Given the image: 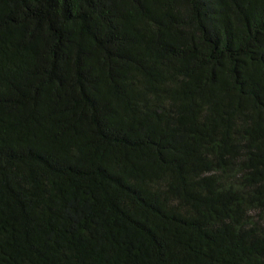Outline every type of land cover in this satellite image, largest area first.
Returning <instances> with one entry per match:
<instances>
[{"label": "trees", "instance_id": "obj_1", "mask_svg": "<svg viewBox=\"0 0 264 264\" xmlns=\"http://www.w3.org/2000/svg\"><path fill=\"white\" fill-rule=\"evenodd\" d=\"M0 264H264V0H0Z\"/></svg>", "mask_w": 264, "mask_h": 264}]
</instances>
